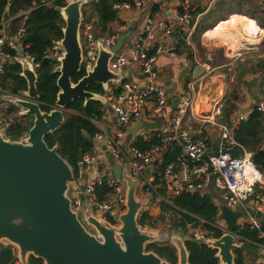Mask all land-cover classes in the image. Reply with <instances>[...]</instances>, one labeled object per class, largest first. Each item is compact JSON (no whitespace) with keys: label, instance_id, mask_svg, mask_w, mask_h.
<instances>
[{"label":"water","instance_id":"95a60500","mask_svg":"<svg viewBox=\"0 0 264 264\" xmlns=\"http://www.w3.org/2000/svg\"><path fill=\"white\" fill-rule=\"evenodd\" d=\"M88 6V0H72L65 7H56L65 28L63 38L58 42L63 52L53 59L58 64L55 72L59 74L60 91L49 112L42 110L37 71L25 59L19 40L11 38L21 58L20 71L14 77L24 81L25 86H13L12 95H0V100L20 108L23 115L33 116L34 124L20 141L11 140L0 131V264H11L14 258L21 264H30L31 257L42 260L43 264H169L154 252L147 251L148 245L156 243L172 245L177 250L178 264H190L186 247L190 241L217 250L219 264H237L235 252L251 250V247L239 245L230 233L219 238L193 240L180 227L171 233L143 229L139 224L140 217L154 199L139 196L142 179L132 177L125 162L113 166L116 178L124 182L126 194V211L113 214L115 224L97 217L86 201L81 213L72 209L70 182L74 179L73 168L60 156L57 146H48L45 137L60 129L75 100H84L85 104L92 100L107 104L105 95L90 91V87L97 85L108 93L110 84L121 83L123 72H114L109 65L131 35V31L121 34L110 49L98 43L96 61L84 65L81 31L84 10ZM81 73L83 76L73 82V77ZM204 73L205 69L197 65L193 79L198 80ZM221 84L215 80L209 85L203 112L211 111ZM180 103V98H175L173 110L177 111ZM157 126L140 123L131 133L135 134L142 127L148 132ZM84 134L92 139L88 133ZM217 155L218 145H215L211 155L205 156L204 160L210 164V159ZM82 162L83 155L80 154L78 163ZM256 217L264 219V214L257 213ZM240 218L241 213L221 206V219L231 232L242 236L243 229L238 224Z\"/></svg>","mask_w":264,"mask_h":264},{"label":"built area","instance_id":"2783aa9c","mask_svg":"<svg viewBox=\"0 0 264 264\" xmlns=\"http://www.w3.org/2000/svg\"><path fill=\"white\" fill-rule=\"evenodd\" d=\"M71 1L65 0L67 4ZM148 2L149 0H134L132 4H124L117 8L119 10L137 11L143 9ZM177 2L178 8L173 12V22L149 18L132 52H119L111 60L109 66L114 72H122L130 60L139 63L146 78L144 82H124L121 91L118 94L111 95L109 98L110 105L117 118L119 132L112 134L99 129L94 139L105 147L114 163H127L130 175L142 179L138 189V194L141 197H151L158 204H169L170 197L178 196L183 192L203 195H208L210 192L219 193L223 203L228 208L241 213V218L238 220L239 227L241 229L248 227L250 231L256 232L260 242H254L243 235L240 236L235 232H231L226 222L221 219V211L212 222L196 217L199 220L198 226L188 225V229L192 230L189 234L190 238L193 240H206L208 238H219L214 236L216 232H220L221 236L230 233L236 237L239 245H255L258 247L259 261L255 264H264L263 219L256 217L257 213L264 214V175L254 168L247 156L234 154L235 149L240 147L235 139V132L255 110L264 113V95L254 109L238 113L230 125L218 123L223 108L219 98L213 102L211 111L208 113L203 112L204 105L200 111H196L193 102L184 101V103H180L181 105L179 104V114L167 119V133L157 132L155 134L160 144L153 145L148 150H141L135 146L128 149L122 140L123 133L129 131L142 119L144 107L148 102L155 103L154 114L156 116L166 117L165 111L169 106V94L159 86V75L154 69L156 57L162 53V49H158L156 54H150L147 46L154 39L155 33L163 30L174 45L170 50L171 55H176L175 50L179 42L186 39L182 37L180 28L184 22L187 25L192 20L190 14L192 0H177ZM49 3V0H44L42 5ZM27 14L28 12H21L18 16ZM5 23L6 20L4 19L0 23V95L2 96L12 95L10 87L4 88L3 76L7 65L9 63L19 64L21 61L14 43L1 34ZM23 34L24 29H20L17 34L21 46ZM81 34L84 48V65L87 63L93 64L96 61L98 43L103 44L108 49L114 44L112 38L96 36L92 23H83ZM58 42H54L51 52L45 58L53 60L61 56L63 48ZM187 43H189V39H187ZM7 47L15 50V54L10 55L6 50ZM23 50L25 51V59L37 71L40 64L24 48ZM206 70L209 72L210 67L207 66ZM2 106L3 104L0 101V131L6 134L11 123L5 118ZM185 117L188 121L198 123L200 128L205 127L207 124L220 128L218 155L210 159V164L204 160L205 156H210L212 153V146L205 138L204 129H199L200 131L196 133L191 125H186ZM93 124L98 126L96 120H93ZM150 131H142L138 138L149 142ZM173 144L179 145L180 153L175 161L165 165L164 155ZM100 158L101 155L92 150L83 156V162L79 163L78 174L70 182L72 209L81 213L86 201L97 217L110 222L114 213L123 214L126 211L125 185L122 180L116 178L112 167L103 172H95L88 178L86 177L87 172L97 165ZM250 167L252 171L249 169ZM150 168L154 169L152 173ZM210 168H212V172H209ZM101 187L109 189L103 198L97 192V189ZM164 214L169 216L168 228L174 229L177 222L176 214L172 215L168 212ZM141 227L143 229L149 228V226ZM13 254L15 255L14 248ZM11 264L21 263L14 258ZM243 264L253 263L244 262Z\"/></svg>","mask_w":264,"mask_h":264},{"label":"crops","instance_id":"0c3cea01","mask_svg":"<svg viewBox=\"0 0 264 264\" xmlns=\"http://www.w3.org/2000/svg\"><path fill=\"white\" fill-rule=\"evenodd\" d=\"M88 1L90 5L95 0ZM245 4L250 6L245 7ZM193 5L203 9L204 12L198 14L194 20H191L194 21L192 26L190 21L187 25L180 28L182 37L186 38L184 42L187 47L176 49V55L172 56L170 50L174 45L163 30L157 31L154 39L147 46L150 54H156L158 49H162V53L156 57L154 69L159 75V86L169 94V106L165 111L166 117L156 116L154 114L155 103L148 102L144 107L142 119L133 126L135 127L140 123L143 125L147 123L157 124L156 128L149 130L150 140L155 137L157 132L167 133V119L179 114V105L177 111L172 108V101L175 98H180L181 104L184 101L193 102L195 110L200 111L204 105L209 85L215 80L222 83V86L218 89V98L223 105L221 115L218 118V123L221 125H230L238 113L254 109L264 95V75L252 69L253 65L256 66L261 61H264V0H192ZM176 8H178L177 0H149L147 5L141 10L120 9L119 12L117 11L118 20L109 24L108 30L104 33L96 26L99 23L97 18H94L92 25L96 36L112 38L114 43L121 34L131 31V35L125 40L124 47L121 50L124 53H131L147 20L153 18L155 20L173 22V12ZM234 15L235 18H231ZM14 18L5 17L6 23L1 33L10 41L11 38L18 40L17 34L19 31L15 35L11 33V21ZM10 19L12 20L10 21ZM252 19L256 21L260 31H258ZM199 26L204 31L203 34L196 32ZM209 33H214V35L208 36ZM215 33L219 36L214 37L216 36ZM187 39H189V43H187ZM13 65L19 64L9 63L7 67ZM197 65L205 70L208 66L210 71L206 70L198 80H194L193 72ZM122 72L123 79L121 83L110 84L108 93L106 91L104 94L107 104L104 105L105 114L103 119L101 121L96 120L98 126L94 124L98 130L101 129L112 134H117L119 129L109 98L115 94L116 90L121 91L124 82H144L146 78L139 63L131 60ZM16 73L18 72L13 74ZM13 81V79H6L5 84L8 88L16 86ZM0 101L3 104L2 112L10 123L24 116L26 117L24 120L25 124H30L34 121L33 116L23 115V111L15 105L6 103L3 100ZM71 112L74 115L76 114L74 111ZM220 117L223 118L221 119ZM184 120L187 126L191 125L196 130V133L200 131L199 129H204L205 138L212 146L213 152L214 146L218 145L220 141V128L210 124L200 128L198 123L188 121L186 117ZM133 127L129 131L124 132L122 137L125 147L128 149L134 146L139 139V134L144 131V127H142L135 134H132L131 130ZM27 135L28 133L21 140ZM92 140L94 143L93 151L100 154L101 158L97 165L87 172V178L95 172H103L117 164L113 162L108 151L101 143L96 142L94 138ZM261 149L264 150V141ZM234 154L247 156L256 169L252 162L253 154L248 148L240 144V147L235 149ZM153 170V168H150L151 173ZM208 195L211 198L215 196L216 201L213 202L219 207L220 213V206L225 205L221 195L217 192H210ZM146 208L149 209L150 207ZM150 209L155 210L156 204ZM185 235L187 236L186 233ZM249 246L251 250H242L243 255L247 260L246 262L255 264L259 261V248L255 245Z\"/></svg>","mask_w":264,"mask_h":264},{"label":"trees","instance_id":"16d2710c","mask_svg":"<svg viewBox=\"0 0 264 264\" xmlns=\"http://www.w3.org/2000/svg\"><path fill=\"white\" fill-rule=\"evenodd\" d=\"M44 0H0V23L5 17L14 18L21 12H28L27 15L15 17L11 22V33L17 34L20 29H24L21 44L23 48L35 58V61L40 64L37 70L38 74V92L40 101L43 104L42 110L49 112L55 106L57 95L60 91L57 80L59 74L55 72L58 64L52 59H47L45 56L51 52L54 42H58L63 38V29L65 22L60 12L56 11V7H65V0H49L50 3L42 5ZM134 0H95L84 10V23H92L94 18L99 20L96 25L103 33L108 30L109 24L118 20L117 7L124 4H132ZM204 10L193 5L190 10L192 19L194 20L198 14ZM242 16V15H241ZM247 18L246 16H242ZM231 18H235V15ZM230 18V19H231ZM229 19V20H230ZM253 20V19H252ZM256 27L257 23L253 20ZM191 26L194 21H191ZM2 28V27H1ZM258 31L259 28H258ZM196 32L203 34L200 26ZM187 47L186 43L180 41L177 50ZM10 55L15 54V50L6 48ZM152 54V53H151ZM252 69L259 71L264 75V61L258 65H253ZM20 66L13 65L6 67L5 75L3 76L4 88H8L5 84L6 79H13L16 85L25 86L24 81H19L14 77V72H19ZM83 74L73 77V82H77ZM90 91L104 95L105 91L102 87L93 85ZM120 90H116L118 94ZM70 109L76 114H68L65 122L55 134H50L45 137V141L50 148L57 146L58 153L63 157L73 168L74 176L78 174L79 155L85 156L93 150V140H89L84 134L88 133L92 138L98 132V129L93 124V120L101 121L105 114V106L100 101L92 100L85 104L84 100H75ZM14 112V110H13ZM26 117L18 118L12 121L10 127L6 131V136L15 141H20L25 134L29 133L34 121L30 124H25ZM235 139L244 147L252 152V162L256 169L264 174V150L261 145L264 141V113L254 111L248 119L235 132ZM160 144L159 139L154 137L152 140L143 141L138 139L134 146L141 150H148L151 146ZM180 153L178 144H173L164 155L165 165L175 161ZM109 191L106 187L97 189L100 197L103 198ZM169 204L161 203L155 210L148 209L143 212L140 217L139 224L143 227L149 226L156 228L159 222L169 221V218L164 214L172 212L176 214V225L187 233L188 225L194 224L198 226L199 219L205 221H214L219 214V207L213 202L210 195L200 193L191 194L183 192L178 196H172L169 199ZM111 224H115L114 220L110 219ZM264 229V219L262 221ZM206 227H208L206 225ZM215 237H220L221 233H214ZM243 236L254 242H260L256 232L250 231L248 227L243 229ZM189 252L190 264H219V259L216 257L217 250L209 248L206 245H199L194 241L186 243ZM147 251H152L160 258L166 260L169 264H178L177 250L170 244H151L147 246ZM236 263L243 264L246 258L242 250L235 252ZM30 264H43V261L31 257Z\"/></svg>","mask_w":264,"mask_h":264},{"label":"rangeland","instance_id":"374dc122","mask_svg":"<svg viewBox=\"0 0 264 264\" xmlns=\"http://www.w3.org/2000/svg\"><path fill=\"white\" fill-rule=\"evenodd\" d=\"M246 4H247V3H246ZM246 4H245V7H249V6H250L249 4H248V5H246ZM221 86H222V85H221ZM208 90H209V88H208ZM207 92H208V91H207ZM72 113H73V112H70V114H72ZM140 194H141V193H140ZM140 197H141V196H140ZM212 199H213V201H216L215 196H213ZM154 204H156V207L159 205L158 203H156V201H153V203H152L151 205H149V207H150V208H153V207H154ZM150 208H149V209H150ZM145 210L147 211L148 208H145ZM168 213L174 215V213H172L171 211L168 212ZM148 229H151V227H149ZM175 229H177V227H175L174 229L168 228V221H165V222H159L158 225H157V227H156L155 229H151V230H158L159 233H171V232L174 231ZM186 231H187V233H186V232H184V233L188 234V236L190 237L189 234L192 232V230L187 229Z\"/></svg>","mask_w":264,"mask_h":264},{"label":"bare ground","instance_id":"6f19581e","mask_svg":"<svg viewBox=\"0 0 264 264\" xmlns=\"http://www.w3.org/2000/svg\"><path fill=\"white\" fill-rule=\"evenodd\" d=\"M209 35H214V33H209L208 36H209ZM215 35H216V33H215ZM218 36H219V35L217 34V35L214 36V37H218ZM249 169L252 171L251 167H250Z\"/></svg>","mask_w":264,"mask_h":264},{"label":"flooded vegetation","instance_id":"af4514ba","mask_svg":"<svg viewBox=\"0 0 264 264\" xmlns=\"http://www.w3.org/2000/svg\"><path fill=\"white\" fill-rule=\"evenodd\" d=\"M14 83L16 82V81H13ZM18 83H20V81H17Z\"/></svg>","mask_w":264,"mask_h":264}]
</instances>
